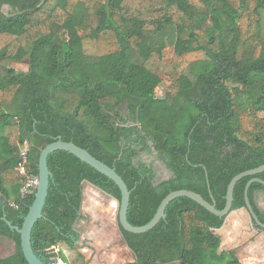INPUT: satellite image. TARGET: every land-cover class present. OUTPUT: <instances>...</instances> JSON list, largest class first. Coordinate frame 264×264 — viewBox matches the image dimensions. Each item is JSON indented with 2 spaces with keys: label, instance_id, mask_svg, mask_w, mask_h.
I'll return each instance as SVG.
<instances>
[{
  "label": "trees",
  "instance_id": "trees-1",
  "mask_svg": "<svg viewBox=\"0 0 264 264\" xmlns=\"http://www.w3.org/2000/svg\"><path fill=\"white\" fill-rule=\"evenodd\" d=\"M24 59L27 71L9 65ZM59 137L123 177L133 225L150 222L180 189L223 209L233 177L264 164V0H0V237L15 243L0 264H29L21 235L4 219L22 227L35 200L36 191L21 194L20 146L29 142V166L39 174L42 149ZM157 160L169 177L159 179ZM48 161L53 178L34 251L47 262L85 264L82 253L69 262L48 249L77 248L85 181L118 202L121 190L68 151ZM253 177L236 184L232 211L246 208ZM259 191L264 185L253 183L249 198L264 223ZM166 214L145 233L118 219L135 256L124 264H245L221 250L215 230L226 217L188 197L174 199Z\"/></svg>",
  "mask_w": 264,
  "mask_h": 264
},
{
  "label": "rangeland",
  "instance_id": "rangeland-1",
  "mask_svg": "<svg viewBox=\"0 0 264 264\" xmlns=\"http://www.w3.org/2000/svg\"><path fill=\"white\" fill-rule=\"evenodd\" d=\"M181 6L186 5V1H180ZM94 22H96L94 12H92ZM90 52H94L92 46H88ZM9 65L16 68L17 70H28L29 61L24 59L21 61H10ZM188 74V71L185 72ZM187 80V78H185ZM156 93L158 96H164L166 93V86L160 85ZM148 159V157H147ZM157 172L159 179L167 178L170 176V172L164 168L160 162H156ZM91 186L101 193L98 199L101 200L102 206L97 207L91 213L84 211L88 203V194L85 189ZM258 203L264 209V191L258 193ZM83 204H82V219H80L77 229L80 232V237L76 242V249H71L67 245L61 243L60 245L66 249V254L69 262H72L81 252H84L86 259L85 264H124L126 262L133 261L135 259L134 253L125 243L122 234L120 232L118 223V211L119 202L117 201V207H110V200L113 199L108 193L97 188L93 184L85 181L83 183ZM244 214L240 216L241 226L232 231L233 239H229L227 233L220 232L216 229V233H222V245L221 250H234L238 259L246 264L249 257H256L255 260L251 261V264H264V230L254 226L251 216L246 208H243ZM237 211L239 209H236ZM226 217L225 225H230ZM111 232V233H110ZM112 232H115L113 234ZM89 233H92L90 236ZM108 233V237L104 234ZM103 234V235H102ZM116 236V237H115ZM8 239L0 237V257L12 250V242L7 243ZM99 241V243H97ZM2 247V249H1ZM84 250V251H83ZM116 253L117 259L111 260V255ZM172 264H181L179 261L173 262Z\"/></svg>",
  "mask_w": 264,
  "mask_h": 264
},
{
  "label": "water",
  "instance_id": "water-1",
  "mask_svg": "<svg viewBox=\"0 0 264 264\" xmlns=\"http://www.w3.org/2000/svg\"><path fill=\"white\" fill-rule=\"evenodd\" d=\"M56 150L68 151L77 156L83 162L89 164L97 171L106 175L109 179L113 180L115 184L121 190V200L119 201L118 219L124 229L132 233H145L154 228L162 219L167 218L166 210L168 205L178 197H188L208 211L218 215L220 217H227L232 212L234 202V190L235 186L240 179L245 176H255L251 178L245 187V201L246 209L251 216V220L257 228L260 227L264 230V223L260 220L259 216L255 212L253 205L249 198V190L253 183L259 182L264 185V179L257 177L256 175L264 171V164L243 171L233 177L227 188L226 205L223 209H218L215 200L213 202L205 199L200 193L188 190L180 189L170 192L160 203L154 217L145 225L136 226L133 225L128 219V213L130 209L131 191L123 179V177L116 171L114 167L109 166L105 162L96 158L87 149L77 145L73 141H65L61 137L55 142L47 144L41 151L38 163L40 182L36 190L35 200L30 206L27 215L24 217L22 227L13 225L6 217H4L6 223L12 230L17 231L21 235V246L25 258L29 264H55V262H47L42 259L33 248L32 234L36 223L45 218L44 209L47 203L49 195V189L51 179L53 178V172L49 167V156ZM81 214V212H80Z\"/></svg>",
  "mask_w": 264,
  "mask_h": 264
},
{
  "label": "clouds",
  "instance_id": "clouds-1",
  "mask_svg": "<svg viewBox=\"0 0 264 264\" xmlns=\"http://www.w3.org/2000/svg\"><path fill=\"white\" fill-rule=\"evenodd\" d=\"M33 183H35V181H33ZM23 191V189H22ZM86 193L88 194V203L84 209V211L86 213H91L93 212V210L97 207H101L102 206V202L100 199H98V197L101 196V193L96 190L95 188L88 186L85 189ZM110 207L111 208H116L117 207V201L116 200H112L110 202ZM244 209L241 208L238 211L237 210H233L230 214H229V221H230V225H225L223 227H221L220 229H218V231L220 232H225L227 233L229 239H233L234 237H232V231L238 229L241 226V220H240V216L244 214ZM89 235L91 236L92 233H89ZM97 243H99V241H97ZM117 259L116 253L114 252L111 255V260L115 261ZM256 257H249L248 260L246 261V264H251V261L255 260Z\"/></svg>",
  "mask_w": 264,
  "mask_h": 264
},
{
  "label": "built area",
  "instance_id": "built-area-1",
  "mask_svg": "<svg viewBox=\"0 0 264 264\" xmlns=\"http://www.w3.org/2000/svg\"><path fill=\"white\" fill-rule=\"evenodd\" d=\"M29 150H30V144L28 141H25L20 146V161L16 167V170L23 176H25V182L21 189L22 196H25L27 194H31L37 190V187L40 182L39 174L31 171L29 166ZM35 181V183H33ZM50 252H58L59 249L57 248L56 244H53L49 249ZM55 264H66L61 258L56 257L55 258Z\"/></svg>",
  "mask_w": 264,
  "mask_h": 264
},
{
  "label": "crops",
  "instance_id": "crops-1",
  "mask_svg": "<svg viewBox=\"0 0 264 264\" xmlns=\"http://www.w3.org/2000/svg\"><path fill=\"white\" fill-rule=\"evenodd\" d=\"M3 10H4V12H9V10H10V6L9 5H5L4 7H3ZM29 69V68H28ZM23 71H27V70H23ZM103 191V190H102ZM105 192V191H104ZM107 193V192H106ZM110 195V194H109ZM110 196H112V195H110ZM112 198L113 199H111L110 200V202L112 201V200H117V199H115L113 196H112ZM83 200H84V197H83ZM118 201V200H117ZM83 204V203H82ZM81 216H82V208H81V214H80ZM81 219H82V217H81ZM79 223V222H78ZM224 226V225H223ZM111 233V232H110ZM113 234H115L116 235V233L115 232H112ZM217 234H219V233H217ZM221 234L222 233H220L219 235L221 236ZM103 235V234H102ZM108 235V233H106V234H104V236H106V237H108L107 236ZM116 237V236H115ZM6 238V237H5ZM8 239V241L9 242H12V244H10V246H12V250L10 251V252H8V253H6L5 255H3L2 257H0V258H3V257H7V256H9V255H11V254H13L14 252H15V243L11 240V239H9V238H7ZM221 239H222V236H221ZM7 241V243H9ZM222 242H223V240H222ZM61 243H57L56 244V246H57V248L60 250H63L64 252H65V254H66V249H64L61 245H60ZM1 249H2V247H1ZM84 251V250H83ZM83 255H84V252H81ZM59 258V257H58ZM127 263V262H126ZM66 264H68V263H66Z\"/></svg>",
  "mask_w": 264,
  "mask_h": 264
},
{
  "label": "flooded vegetation",
  "instance_id": "flooded-vegetation-1",
  "mask_svg": "<svg viewBox=\"0 0 264 264\" xmlns=\"http://www.w3.org/2000/svg\"><path fill=\"white\" fill-rule=\"evenodd\" d=\"M151 157H153V156H151ZM148 161H150V158H148ZM157 161L160 162V163L164 166V168L170 172V170L166 167V165H165L163 162H161V161H159V160H157ZM157 161H156V162H157ZM156 162L154 163V168H155V170H156V172H157V165H156ZM157 173H158V172H157ZM170 173H171V172H170Z\"/></svg>",
  "mask_w": 264,
  "mask_h": 264
}]
</instances>
